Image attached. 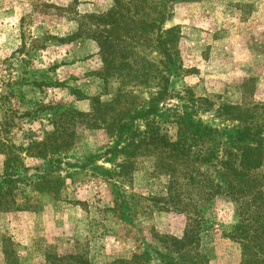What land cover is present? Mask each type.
Segmentation results:
<instances>
[{
    "label": "rangeland",
    "instance_id": "obj_1",
    "mask_svg": "<svg viewBox=\"0 0 264 264\" xmlns=\"http://www.w3.org/2000/svg\"><path fill=\"white\" fill-rule=\"evenodd\" d=\"M113 8L120 22L98 20ZM169 29L171 62L156 45ZM106 35L118 38L117 61L126 59L113 66L122 79L97 75L105 68L97 36ZM163 64L172 98L145 115ZM22 76L60 84L38 89L18 84ZM119 91L106 117H63L74 132L68 148L42 156L20 150L11 175L0 153V264H123L133 255L141 264L144 252L161 264L154 249L164 251L163 238L181 237L188 223L206 264H246L245 242L232 236L241 199L226 189L233 183L264 202V160L250 183L214 161L150 153L131 155L124 170L117 165L126 138L147 122L168 139L182 133L215 152L244 122L258 123L264 136V0H0L5 141L25 146L53 131L55 117L37 105L89 113L95 99L106 103ZM117 110L125 116L111 117Z\"/></svg>",
    "mask_w": 264,
    "mask_h": 264
},
{
    "label": "trees",
    "instance_id": "obj_2",
    "mask_svg": "<svg viewBox=\"0 0 264 264\" xmlns=\"http://www.w3.org/2000/svg\"><path fill=\"white\" fill-rule=\"evenodd\" d=\"M118 13H120V9L113 8L106 15L98 17V20L104 19L117 22L120 20L117 18L119 15ZM123 26H127V23H124ZM171 32L172 29L166 30L163 37L156 39L157 47H160L166 52L169 62H171L170 48H172V39H170L168 35H171ZM112 36L113 35H106L103 37L97 36L100 47L99 55L105 64V68L102 69V71H97V75L103 81L111 76L123 78L120 73H116L113 66L116 64L125 66L123 62H125L124 60L126 59L121 58L117 61L116 49L118 47V38ZM23 46L24 44L22 47ZM164 67L165 65L163 64V68ZM163 68L161 70L157 69L155 72L156 75L152 76L154 80V90L149 92L144 102L145 115L154 113L159 103L172 98V94L168 89V75L171 72V68ZM17 83H30L38 89L44 86H58L60 84L58 81H52L50 78L27 79L24 76L18 79ZM69 89L72 90L73 88L69 87ZM118 94L119 95H116L117 98L115 97V99L106 103L99 102L95 99L89 113H82L74 108L65 107L62 103L48 102L37 105L39 110H49V117H55L53 131L49 132L39 141L31 140L26 143L25 146L20 147H14V144L0 137V153L5 156L4 168L5 172H7L5 175H11L15 172L11 169V166L21 160L19 155L20 150H24L26 153L32 150L34 156H42L54 153L59 149L68 148L74 132L69 128L70 126L63 117H106L103 111H106L107 108V111L109 108L112 109L111 111H115L113 106H115L121 97L120 91ZM1 98V105L5 108V101L8 98ZM200 100L205 101L206 99H198V101ZM7 111L8 109L4 110L3 117H8L6 114ZM125 113V110H117L114 116L111 117H124ZM236 116L237 115L230 118L244 121L243 117ZM114 122L104 121L103 124L109 126L110 123ZM244 124L237 126L236 133L233 135V139L228 147L223 148L222 151L215 152L208 148H198V140L193 138L190 139L191 137L182 133L177 134L174 140L168 139L158 132L153 123L147 122L144 131L131 133L130 136L126 138L124 146L121 147L125 160L117 166L124 170L130 164L128 159L131 155L153 153L158 155L160 159L169 160V162L188 159L207 163H212L214 161L215 165L219 164L226 169H230L231 173L239 178V181L250 183L251 179H253L250 173L259 168L264 160V136L260 133L261 128L258 123L252 122L246 125ZM124 128L125 124L121 123L119 125V133L122 132ZM41 179L46 180L50 179V177L45 174L41 176ZM226 190H228L235 199H241L240 215L242 217L234 227L232 236L245 242L243 249L244 262L246 264H264V202H260L256 196L252 197V193L250 194L248 191L239 188L238 185H234L233 183L227 185ZM236 193H241L242 195L240 196ZM5 194V192L2 193L0 191L1 196ZM163 239L165 241V250L163 251L160 247L154 249L156 254L155 258L159 260L158 262L161 264H206L205 256L200 254L197 250L199 238L192 223L187 224L181 237L165 236ZM195 248L197 253H193V249ZM136 257L137 255H133L132 258L134 259ZM149 257L150 256L144 252L141 256V264H157V262L151 263ZM133 259L120 261L119 263L135 264ZM60 264L65 263L60 262Z\"/></svg>",
    "mask_w": 264,
    "mask_h": 264
}]
</instances>
